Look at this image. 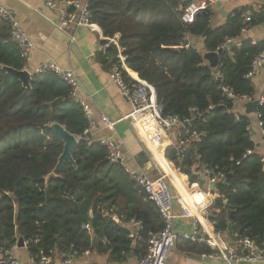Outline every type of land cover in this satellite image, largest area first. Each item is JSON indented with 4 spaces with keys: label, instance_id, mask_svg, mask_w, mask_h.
I'll return each instance as SVG.
<instances>
[{
    "label": "trees",
    "instance_id": "16d2710c",
    "mask_svg": "<svg viewBox=\"0 0 264 264\" xmlns=\"http://www.w3.org/2000/svg\"><path fill=\"white\" fill-rule=\"evenodd\" d=\"M189 1L90 0L89 8L91 21L105 36L120 35L127 67L154 86L165 112L189 120L183 137L194 131L199 134L179 155L172 145L167 146L165 157L176 168L189 169L191 184L200 182L195 166L226 172L225 181L214 188L215 230L238 232L261 243L264 153L252 140L251 117L233 112L234 101L220 85L256 99L255 84L247 74L254 58L264 51V41L253 43L246 38L234 55L220 52V81L203 53L184 42L189 36L202 37L205 51H217L228 38L241 34L247 7L234 9L223 25L203 37L212 13L208 9L193 23L183 22L182 12ZM251 18L253 27L264 21V12L252 11ZM117 54L112 47L108 58L99 53L98 59L110 69ZM26 64L9 23L0 21V65L22 70ZM58 98L62 101L51 105ZM258 113L264 130V102ZM55 122L78 137L89 125L83 107L71 98L69 85L51 72H34L27 89L0 67V249L23 238L35 262L41 252L53 259L72 251L78 257L94 248L109 251L112 260H123L130 252L141 258L149 250L150 233L164 227L156 204L123 167L109 162L106 147L98 141L88 145L83 138L72 151L77 166L66 161L47 185L46 177L64 148L50 126ZM249 149L253 153L244 157ZM113 212L118 213L119 222L111 217ZM131 221L141 223L133 237L132 229L125 226ZM87 224L90 229L84 227ZM94 235L98 244L93 243ZM189 244L199 253L209 252L203 244Z\"/></svg>",
    "mask_w": 264,
    "mask_h": 264
},
{
    "label": "built area",
    "instance_id": "2783aa9c",
    "mask_svg": "<svg viewBox=\"0 0 264 264\" xmlns=\"http://www.w3.org/2000/svg\"><path fill=\"white\" fill-rule=\"evenodd\" d=\"M48 8L54 9L59 15L58 27L60 29L69 25L86 26L92 31H97L100 36V50L108 58V50L115 47L118 50L117 60L112 62L110 71L113 80L119 86L122 94L131 104V112L128 118L131 119L132 125L141 137L142 141L149 147L157 149L161 154L163 151L162 143L169 136L173 129L179 127V139L173 146L177 154L188 144L199 138V134L194 131L189 136L183 137L182 129L189 123V120H183L177 114L166 113L164 105L159 101L157 92L153 85L140 78L132 72L126 65V57L122 54L120 47V35L113 37L105 36L101 27L91 21V11L89 8L90 0H41ZM227 0H190L182 12V21L190 24L193 23L198 14L208 10L214 3ZM252 11L246 10L243 14L244 25L241 34L236 38H228L217 49V52H228L234 55L235 49L242 46L243 35L247 34L252 26L249 22L252 20ZM0 21L9 23L11 27V37L19 45L22 55L28 63L35 49L33 42L23 30L20 22L16 19L13 11L0 3ZM256 41H253L255 43ZM264 66V51L260 52L253 60L247 77L253 78L258 70ZM35 72H51L60 77L70 87L71 98L81 104L83 107L89 125L84 134H91L95 127V122L91 118V111L87 103L79 97L80 80L78 75L72 69H65L56 61L50 59L41 63ZM217 78L223 81V75L220 70H216ZM220 88L224 95L234 101L233 112L239 114L235 107L237 103H247L253 101L246 94H237L234 90L223 84ZM258 106L264 102V95L259 99ZM212 108V107H210ZM195 111V109H194ZM258 118L261 116L257 112ZM105 126L114 131V122L110 121L106 115H102ZM260 126L262 125L259 122ZM264 138V130H263ZM87 144L90 145L94 140L91 135L86 137ZM101 145L108 151V160L112 164L120 165L134 181L135 185L143 189L152 200L163 219L164 227L149 235V250L142 256L137 264H166L169 252L174 248L178 239L203 244L208 247L209 252H201V260H224L231 264L232 262L264 263V241H257L249 236H243L238 232L229 233L226 230L209 231L204 224L202 217L208 214L213 202L212 199L206 200V193L202 188H197L190 192V199L181 200L183 216L192 221V231L190 233H177L174 228V220L177 214L174 212V201L176 199L174 190L170 185L166 173L156 177H151L144 170L129 165L126 156L122 150L121 142L114 136L99 139ZM166 149V148H165ZM253 153L252 149L246 151L245 156ZM239 163V161H237ZM179 172L181 169H177ZM194 174L199 177L200 181L204 180L207 188L218 183L224 182L227 174L224 170L212 168L208 165H198L193 168ZM199 187V183L193 184ZM209 191L210 188H209ZM198 195L200 199L195 198ZM208 195V194H207ZM210 196V194H209ZM211 197V196H210ZM203 201L205 203L203 204ZM134 222L135 226L141 227L140 222ZM90 229V225L84 226ZM26 245V242H24ZM18 243H14L6 250L0 249V264H21L15 256ZM77 251L66 252L61 254L60 264H77L75 256ZM53 259L41 252V258L35 264H52Z\"/></svg>",
    "mask_w": 264,
    "mask_h": 264
},
{
    "label": "crops",
    "instance_id": "0c3cea01",
    "mask_svg": "<svg viewBox=\"0 0 264 264\" xmlns=\"http://www.w3.org/2000/svg\"><path fill=\"white\" fill-rule=\"evenodd\" d=\"M0 3L13 11L21 27L35 46L32 57L25 68L33 74L41 63L52 59L63 68L72 69L80 80L78 95L89 106L91 118L95 122V127L90 134L91 137L96 141L108 136L116 137L121 142L127 162L135 168L142 169L137 158L144 153L147 154L153 161V165L145 172L151 177H156L165 172L172 188L173 186L175 188L178 186L176 192H174L176 196L174 212L177 214L174 220L175 231L177 233H190L192 231V221L190 218L183 216V208L180 201L190 199L192 196L190 192L202 187L206 193V200L212 199L213 205L217 195L214 189L209 191L210 187L207 188L206 185L200 186V182L199 187L191 184L187 173L178 172L175 164L165 157V152L161 154L160 151L149 148L142 141L132 125L131 119L128 118L131 112L129 100L122 94L119 86L113 80L110 69L98 59V54H103L99 46V33L90 30L86 26L69 25L60 29L57 25L59 20L57 11L46 7L41 0H0ZM240 7H247V10H252L253 12H264V0L216 2L209 8L212 13L210 27L214 29L223 25L233 10ZM242 38L243 40L251 38L252 41H264V21L255 24ZM187 39L189 40V45L204 53L202 37L189 36ZM130 70L138 74L134 70ZM252 80L256 87V99H259L264 95V66L258 70ZM235 109L239 114H247L245 102L237 103ZM102 115H106L110 121L114 122V131L105 126ZM248 115L251 117L250 132L252 140L256 142L258 151L263 154V129L259 124L257 113L252 112ZM178 139L179 127H176L162 143L163 151H166L165 148L167 146L176 144ZM178 174H182L183 178L181 179ZM195 198L200 199L197 194ZM204 203L205 201H203ZM213 205L207 215L201 216L210 232L215 229L213 220H209V216L213 215ZM111 217L116 222L120 221L117 212H113ZM125 226L132 229L131 237L135 235L133 229L134 231L135 228L139 230L132 221L126 223ZM98 242L99 239L97 238L94 244H98ZM103 242L106 243V248H110L109 241L103 239ZM130 253L125 259L117 261L111 259L109 251L101 252L94 248L76 257L75 261L77 264H137L140 258H137L135 254L131 256ZM199 254V251L192 248L189 241L180 238L169 252L166 264H229L224 260L208 259L203 261ZM15 256L21 264H35L26 246H18ZM60 260L61 255L56 256L53 258L52 264H60ZM235 264L264 263L236 262Z\"/></svg>",
    "mask_w": 264,
    "mask_h": 264
},
{
    "label": "water",
    "instance_id": "95a60500",
    "mask_svg": "<svg viewBox=\"0 0 264 264\" xmlns=\"http://www.w3.org/2000/svg\"><path fill=\"white\" fill-rule=\"evenodd\" d=\"M212 30H213L212 27L207 28V30L203 34V37L207 36L208 33L211 32ZM188 45H189V40L186 39L184 42V46H188ZM203 58L208 63L210 68L215 69V70L221 69L220 53L219 52H217V51H204ZM0 67L2 69L6 70L11 75L17 77L22 82V84L25 88H27V89L31 88L32 73L30 71H28L26 68H24L22 70H18V69H15L13 67H9V66L0 65ZM61 101H62V99L58 98L55 101L51 102V105L57 104ZM258 103H259L258 99H255L253 101H249V102L245 103L247 114H250L252 112L257 113L258 112ZM50 126L56 132V134L60 137V139L63 141L64 148H63L62 154L60 155V157L58 159V162H57L55 168L46 177V184L47 185L49 184L51 178L58 176V173L60 172V170L62 169V167L66 161L70 162L73 166H77L76 161L72 155V151H73L74 147L78 145L79 139H81V138L85 139L86 137H90V134H87V135L83 134V135H81V137H78V136L70 133L64 125L57 123V122L52 123ZM137 160H138V163L141 165V167L144 171H146L148 168H151L153 165V161L145 153L142 154L141 157H138ZM188 170H189L188 168H181V171L185 174L188 172ZM203 185H205V182H204V180H201L200 186H203ZM210 189L213 190L214 185H210ZM47 195L49 198L50 197L49 193H47ZM214 218H215L214 215L209 216V220H211V221ZM230 227H231V225H230ZM137 231H138V229L135 228V231H133V232L136 233ZM96 241H97V237L94 236L93 237V243H95ZM18 244L20 247L25 246L23 238H19ZM135 245H136V241L133 242L132 247L134 248ZM130 255L134 256V253L131 252ZM89 264H95V263H89ZM231 264H235V262H232Z\"/></svg>",
    "mask_w": 264,
    "mask_h": 264
},
{
    "label": "rangeland",
    "instance_id": "374dc122",
    "mask_svg": "<svg viewBox=\"0 0 264 264\" xmlns=\"http://www.w3.org/2000/svg\"><path fill=\"white\" fill-rule=\"evenodd\" d=\"M179 172V171H178ZM179 175V177L182 179L183 178V175L182 174H178ZM178 186H176V188H177ZM176 188L173 186V190H174V192H176Z\"/></svg>",
    "mask_w": 264,
    "mask_h": 264
},
{
    "label": "bare ground",
    "instance_id": "6f19581e",
    "mask_svg": "<svg viewBox=\"0 0 264 264\" xmlns=\"http://www.w3.org/2000/svg\"><path fill=\"white\" fill-rule=\"evenodd\" d=\"M18 242H19V240H18ZM18 242H17V243H18ZM18 246H19V244H18ZM25 246H26V245H25ZM75 258H76V257H75ZM32 259H33V258H32Z\"/></svg>",
    "mask_w": 264,
    "mask_h": 264
}]
</instances>
